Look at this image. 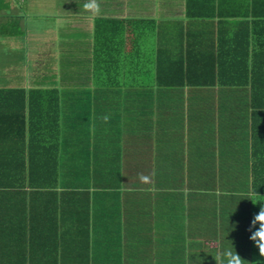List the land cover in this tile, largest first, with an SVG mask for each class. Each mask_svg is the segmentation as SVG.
I'll use <instances>...</instances> for the list:
<instances>
[{"label":"crops","instance_id":"1","mask_svg":"<svg viewBox=\"0 0 264 264\" xmlns=\"http://www.w3.org/2000/svg\"><path fill=\"white\" fill-rule=\"evenodd\" d=\"M84 3L0 0V264H264V0Z\"/></svg>","mask_w":264,"mask_h":264},{"label":"clouds","instance_id":"2","mask_svg":"<svg viewBox=\"0 0 264 264\" xmlns=\"http://www.w3.org/2000/svg\"><path fill=\"white\" fill-rule=\"evenodd\" d=\"M84 9L90 14L99 15L101 12L100 0H85ZM251 200L253 204H256L264 201V197L255 193L254 198ZM248 230L250 232L249 240L258 249L259 256L264 258V206H261L259 212L253 216ZM223 256L225 264H244L245 261L236 251H232L231 249L225 250Z\"/></svg>","mask_w":264,"mask_h":264}]
</instances>
